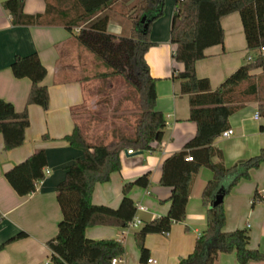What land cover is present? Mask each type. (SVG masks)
Instances as JSON below:
<instances>
[{"label": "trees", "instance_id": "obj_1", "mask_svg": "<svg viewBox=\"0 0 264 264\" xmlns=\"http://www.w3.org/2000/svg\"><path fill=\"white\" fill-rule=\"evenodd\" d=\"M116 1L72 0L59 12L62 24L77 44L105 66L106 70L96 75L122 76L138 92L140 109L132 136L90 145L77 124L65 135L72 146L82 149L83 155L66 166L65 175L55 189L62 216L57 233L46 241L50 250L49 264H111L112 257L124 253L121 240L89 238L85 229L96 224L127 226L136 209L129 190L133 185L146 187L149 172L124 183L117 207L93 203L92 191L96 182L109 180L111 172L120 169L121 151L128 148L153 150L154 143L161 141L166 125L164 113L155 107L156 78L151 75L145 58L147 49L153 44L149 37L151 23L162 15L165 0H137L132 5L135 14L130 16L133 26L129 35L115 34L107 29L109 15L105 10ZM23 5L24 0L2 1L15 25L43 21V13H26ZM48 10L50 4L47 3L45 11ZM234 11L240 15L246 45L252 55L212 88L208 77L196 74L195 63L205 56L207 47L223 42L221 19ZM75 27L79 28L75 30ZM170 41L174 45L173 60L182 63L181 69L173 67L171 77L179 79L180 93L188 95L189 119L195 121L196 132L179 150L162 160L159 181L171 188L170 204L165 214L146 220L134 232L139 260L144 262L149 255L144 244L147 233H166L173 222L185 217L191 185L201 166L212 171L201 193L202 202L207 206L206 225L196 237L192 251L181 256L177 264H216L219 253L233 251L240 264L264 259V252L249 247L250 235L246 228L224 229L223 202L211 205L218 190L228 193L241 179L250 176L252 168L264 162L262 147L257 154L226 166L222 151L213 144L221 131L229 127L228 117L241 105L233 95L237 89L241 90L245 84L243 93L257 96L264 92V0H175ZM257 67H261V72L252 74ZM10 68L15 77H28L31 84L22 110H16L12 102L0 97V132L5 149L23 142L25 129L29 126L27 105L35 103L44 109L49 105V92L42 83L47 69L36 51L16 55ZM258 112L264 115V102L259 103ZM187 155L192 159H186ZM215 156L219 159L215 160ZM46 164L45 149L37 148L4 175L18 194L25 195L35 190ZM257 196L255 191L253 199ZM25 235L24 231L18 232L0 243V249Z\"/></svg>", "mask_w": 264, "mask_h": 264}, {"label": "crops", "instance_id": "obj_2", "mask_svg": "<svg viewBox=\"0 0 264 264\" xmlns=\"http://www.w3.org/2000/svg\"><path fill=\"white\" fill-rule=\"evenodd\" d=\"M2 1L0 97L12 102L16 110L25 107L31 81L28 77H15L10 63L18 54L36 51L47 69L42 83L49 92V105L47 109L35 103L27 105L29 126L25 129L20 145L5 149L0 132V243L20 231L26 232L25 236L6 243L0 249V264H49L50 250L46 241L57 233V224L62 216L55 189L65 175L66 166L83 155L82 149L72 146L65 135L71 133L75 124L81 126L82 134L90 145L106 144L125 135H120L115 128L113 132H106L103 120H96L90 130L81 121V111L87 100V80L80 76V70H86L87 63L81 55H84L82 49H86L75 42L59 17L60 10L68 7L72 0H24V12L43 13V21L16 25L11 22ZM47 3L50 4L48 12L45 11ZM132 3L134 0H118L105 10L109 15L108 31L129 35L133 24L128 9ZM165 6L164 15L151 23L149 37L153 44L145 53L149 71L156 78L155 107L164 113L166 119L162 139L154 143L153 150L136 153H133L136 151L133 149L131 152L121 151L120 169L112 171L109 180L96 182L91 195L93 203L117 207L124 183L149 172L146 187L133 185L129 190L135 205L141 204L146 208L137 213L143 223L165 214L169 208L171 188L159 181L162 160L179 150L196 132L195 121L189 119L188 95L180 93L179 79L171 77L173 67L181 69L182 63L172 58L174 45L170 41V26L174 2L172 6L170 4L167 7L166 3ZM221 23L224 29L223 42L207 47L205 56L195 63L196 74L208 77L212 88H216L227 75L245 63L250 55H247L248 48L238 11L223 16ZM78 28L75 27V30ZM261 70V67L254 68L252 74H259ZM244 88L245 84H242L240 98L237 97L241 105L228 117V128H232L233 133L219 135L213 142L222 151L226 166L255 155L264 147V115L259 113V118L254 117L259 103L264 102V92L257 97L241 92ZM134 126L129 133L131 135ZM37 148L45 149L47 164L44 169H48V173L36 183L34 191L20 195L4 173ZM214 159L218 160L219 157L215 156ZM211 176V169L201 166L191 185L185 217L173 222L167 233L146 234L144 244L149 250L148 257L155 259L150 264H177L181 256L192 251L196 237L206 225L207 206L202 202L201 193ZM255 191L258 196L253 199ZM223 205L226 215L224 229L246 228L250 235L249 247L264 252V162L252 168L248 178L241 179L224 195ZM140 226L96 224L87 226L85 235L95 239L121 240L125 251L119 264H141L134 238V232ZM216 264L240 263L233 251L219 253ZM245 264H264V259L249 260Z\"/></svg>", "mask_w": 264, "mask_h": 264}, {"label": "rangeland", "instance_id": "obj_3", "mask_svg": "<svg viewBox=\"0 0 264 264\" xmlns=\"http://www.w3.org/2000/svg\"><path fill=\"white\" fill-rule=\"evenodd\" d=\"M136 1L134 0V3ZM173 2L174 0H165L167 7L170 4L172 6ZM134 3L129 5V18L135 14V9L132 7ZM164 7H166L165 4ZM163 15L164 11L161 16ZM82 50L84 55L81 57L83 56V61L87 63L86 70H80V76L87 80L85 86L87 100L81 111L83 126L90 130L95 122L103 120L106 132H113L115 128L120 135L132 136L129 133L132 125H135L140 109L138 92L120 75L97 76L96 74L106 70L105 66L90 51ZM248 54L252 55V51H248ZM262 94L263 92L260 93ZM233 95L240 98V88ZM78 126L81 129V126ZM115 135L118 136V134ZM118 139L117 137L115 140Z\"/></svg>", "mask_w": 264, "mask_h": 264}, {"label": "built area", "instance_id": "obj_4", "mask_svg": "<svg viewBox=\"0 0 264 264\" xmlns=\"http://www.w3.org/2000/svg\"><path fill=\"white\" fill-rule=\"evenodd\" d=\"M262 50L264 51V47L262 48ZM248 58H250V56H248ZM254 117L255 118H259L260 117V114H259L258 110L255 111ZM231 133H233V129L232 128H226L223 131H221V133L219 135L220 136H228ZM127 151L128 152H131L132 149L131 148H128ZM186 159H192V156L191 155H187L186 156ZM47 173H48V169H44L43 176L45 174H47ZM43 176L37 182H39L43 178ZM145 209L146 208H145L144 205L137 204L136 205V209H135V213L133 215V218L128 221V224H127L126 227H138V226L142 225L143 224V220L140 218V216H138L137 213H138V211L145 210ZM120 261H122V256L121 255H116V256H114V257L111 258V264H119ZM153 262H155V259L152 258V257H148L147 260L144 261V262H142L141 264H150V263H153Z\"/></svg>", "mask_w": 264, "mask_h": 264}, {"label": "water", "instance_id": "obj_5", "mask_svg": "<svg viewBox=\"0 0 264 264\" xmlns=\"http://www.w3.org/2000/svg\"><path fill=\"white\" fill-rule=\"evenodd\" d=\"M124 152H127V149H125ZM136 152H142V150H136V151H133V153H136ZM224 195H225V194H224L223 191L218 190V191L215 193V195H214V197H213V199H212V201H211V205H217V204L223 202V197H224Z\"/></svg>", "mask_w": 264, "mask_h": 264}]
</instances>
